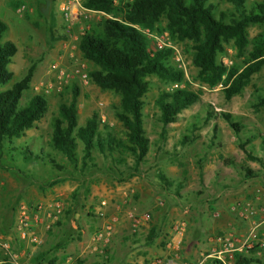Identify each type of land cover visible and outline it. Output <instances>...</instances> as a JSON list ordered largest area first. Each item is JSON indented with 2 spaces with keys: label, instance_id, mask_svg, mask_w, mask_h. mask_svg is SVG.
Masks as SVG:
<instances>
[{
  "label": "rangeland",
  "instance_id": "rangeland-1",
  "mask_svg": "<svg viewBox=\"0 0 264 264\" xmlns=\"http://www.w3.org/2000/svg\"><path fill=\"white\" fill-rule=\"evenodd\" d=\"M61 1L0 0V21L6 25L2 41H10L16 47V53L8 65L12 77L8 83L0 86V91L20 79L27 67L34 63L35 69L28 89L22 93L19 104L24 105L33 95H41L46 101L42 118L32 129L25 131L23 137L14 141V146L25 145L32 152L50 153L47 142L51 121L57 114L58 105L69 99L70 84L78 88V126H82L95 113L99 130L102 131L103 126H106L116 137L122 139L124 136V129L114 116L119 96L99 90L89 83L86 74L93 67L81 58L77 49L80 37L85 32L97 30L99 23L110 18V15L97 12L87 14L85 18L81 16L65 20L60 13ZM244 1L246 6L264 2ZM210 2L218 12L227 14L232 11L226 0ZM164 26L165 22L161 20L156 24L158 31L147 33L148 48L155 49L157 44L168 46L171 49L169 64L182 72L183 79L180 83H170L154 76L146 77L149 86L143 97L142 125L149 147L144 163L138 167V174L118 184L107 177L103 170V158L96 156L99 170H90L84 177L66 179L53 187H47L48 181L55 175L48 166L27 165L24 173H31L29 178L15 170H3L0 167V264L2 259L8 264H36L30 263V256L35 252L44 254L37 264H47L50 251L54 252L79 239L78 227L82 228V222L92 223L90 236L100 229L94 225L99 221V211L107 217L117 212L118 216L126 217L127 213H131L137 218L147 214L144 223L148 225L160 221V228L188 222L190 228L184 226L182 234V242L185 241L183 246L186 247L178 249L177 257L184 264H195L202 259L201 256L195 258L198 259L196 262L181 257L187 252V241L195 236L192 228L195 227L194 222L201 219L199 213L205 209V201L211 200L219 192L217 188L237 189L235 185L242 180L236 169L224 165V160H231L236 168H248L254 173L255 178L248 181L254 193L251 200L245 199L246 202L258 208L259 204L255 202L264 200V107H253L256 91L264 87V66L250 77L238 95L225 100L220 85L208 88L198 81L197 70L191 63L190 43L172 41ZM49 32L54 41L50 40ZM258 34H264V23L247 28V41L250 42ZM217 61L226 68L238 65L239 58L235 55L231 41L224 44L223 53L217 55ZM174 89L191 91L197 94L198 101L182 111L177 122L165 128L164 139L161 140V124L153 101L158 93ZM207 113H210V119L203 125ZM221 113L229 114L232 121L239 125L237 136L222 120ZM192 124L198 125L195 132L197 139L187 146L179 147L178 140L182 135L190 134ZM245 140H249L245 150L260 162L248 160L238 148L239 144H245ZM51 155L59 164L65 165L59 156L54 153ZM3 162L11 165L6 159ZM15 164L16 168H23L19 161ZM107 165L108 161L105 162ZM157 174L173 182V186L181 184L180 198L172 195L174 187L163 189ZM53 202L61 205V211L58 222L45 231L42 244L32 247L19 240L14 232L17 208L20 205L31 207ZM101 203L104 205L101 206ZM220 208L224 209V205ZM260 208L264 210L263 206ZM263 230L256 229V236L259 237ZM36 232L40 236L39 231ZM1 244L8 246L7 253L1 249ZM240 254L252 261L249 264H264V253L257 255L256 251H252ZM206 260L212 259H205L201 264H206ZM230 264H236L234 258Z\"/></svg>",
  "mask_w": 264,
  "mask_h": 264
},
{
  "label": "trees",
  "instance_id": "trees-1",
  "mask_svg": "<svg viewBox=\"0 0 264 264\" xmlns=\"http://www.w3.org/2000/svg\"><path fill=\"white\" fill-rule=\"evenodd\" d=\"M226 1L232 7L227 14L218 12L210 0H82L83 8L110 15L99 23L97 30L85 32L80 37L77 49L81 58L93 67L86 74L89 83L119 96L114 116L123 127L124 136L122 139L116 137L106 126L99 130L95 113L78 126V88L70 84L69 99L58 105L57 114L51 121L47 142L50 153L32 152L25 145L14 146V141L32 129L46 111V101L41 95H33L24 105L19 104L35 69V64L31 63L20 79L0 91L1 169L15 170L29 178L31 173H24L27 165L48 166L55 175L47 187H53L66 179L84 177L90 170H99L96 156H100L104 160L103 170L107 177L116 183L137 175L149 147L142 125L143 97L149 86L146 77L154 76L170 83H180L183 79L182 72L169 64L170 48H148L147 33L158 31L156 24L161 20L165 22L164 30L172 41L190 43L191 63L197 70L198 81L208 88L220 85L225 100L238 95L250 77L264 66V34H258L250 42L246 39L249 26L264 23V2L246 6L244 0ZM5 31L6 25L0 21V86L12 77L8 65L16 53L12 42L2 41ZM49 36L51 41L55 40L50 32ZM228 41H231L239 62L226 68L217 61V55L223 53L224 44ZM197 101V94L185 89L158 93L153 104L161 124V140L164 139L165 128L177 122L181 112ZM253 107H264V87L256 91ZM220 116L237 136L239 125L229 114L221 113ZM209 119L210 113H207L203 125ZM197 130L198 125L192 124L190 134L182 135L178 146L184 147L196 140ZM248 142L245 140V144H239L238 148L248 160L260 162L245 150ZM52 153L59 156L65 165L59 164ZM4 159L11 165L5 164ZM16 161L23 166L21 170L16 168ZM106 161L109 163L107 166ZM223 163L236 169L244 180L255 178L250 169L236 168L231 160ZM157 179L163 189L174 187L172 195L180 198V183L173 186V182L162 174H157ZM153 233L154 230L150 229L145 242L150 241ZM252 251L256 250L249 252ZM43 257V253H37L30 263L37 264ZM233 258L236 264L252 262L241 254H234ZM205 263L219 264L213 259ZM2 264L8 262L2 259ZM47 264L53 262L48 261Z\"/></svg>",
  "mask_w": 264,
  "mask_h": 264
},
{
  "label": "crops",
  "instance_id": "crops-1",
  "mask_svg": "<svg viewBox=\"0 0 264 264\" xmlns=\"http://www.w3.org/2000/svg\"><path fill=\"white\" fill-rule=\"evenodd\" d=\"M249 180L242 178L241 182L235 185L237 189L217 188L219 192L211 200L205 201L207 205L205 204V209L199 213L201 219L194 222L195 227L192 228L195 231V236L187 241V252L181 258L196 262L198 259L195 258L201 256L202 259L195 263L201 264L205 260L204 256L218 249L214 242L216 235L243 236L247 234L250 229L249 222L238 219L231 208L236 204L246 202L245 199H252L254 190L250 188ZM255 203L259 204L258 208L260 206L264 207V200L262 199ZM221 205H224V209L220 208ZM118 213L114 214L116 223L113 225V231L106 249L104 248L101 252L95 249L94 244L91 242L93 234L90 236L89 233L92 223L82 222V228L78 227L79 239L54 252L50 251L49 260L53 264H152L156 258L164 260L172 258L174 255L179 257L178 249L186 247L183 246L185 241L182 242V234L184 233V226L187 229L190 228L188 222L187 224L182 222L176 223L174 226L169 227L167 225L160 228V221L147 225L141 220L138 228L132 231L127 215L126 217L125 215L118 216ZM213 214L216 217H213ZM144 216H147V214ZM98 220V223H94V225L100 228L104 222L102 219L98 218ZM72 228L75 227L72 226ZM258 228L263 230L264 223ZM150 229L154 230V235L149 242H145ZM38 231L43 242L45 231L43 232L41 229ZM37 253L31 254L30 257L35 256ZM256 254L258 255V253Z\"/></svg>",
  "mask_w": 264,
  "mask_h": 264
},
{
  "label": "built area",
  "instance_id": "built-area-1",
  "mask_svg": "<svg viewBox=\"0 0 264 264\" xmlns=\"http://www.w3.org/2000/svg\"><path fill=\"white\" fill-rule=\"evenodd\" d=\"M82 0H62L60 6V13L65 20L72 18L86 17L87 14L97 13L95 11L87 10L81 5ZM168 47L157 44V48ZM83 78V76H82ZM104 204L101 203V206ZM236 217L240 220L248 221L250 229L247 234L243 236H234L231 234H221L214 237L218 249L204 256L205 259H213L219 264H230L234 254L247 253L251 250H256V253H264V230L261 231L257 237L256 229L264 223V210L252 206L249 202L236 204L231 208ZM61 211V205L57 202L51 204H35L31 207L20 205L17 208L14 219V232L19 240L30 246H38L42 240L38 233L39 229L47 231L53 224L58 221V215ZM99 219L103 220L100 229L93 234L91 242L95 249L100 252L107 246L112 231L113 225L116 223V217L105 216L101 211L97 212ZM216 217L215 214L212 215ZM129 219L130 229L135 231L139 223L147 220V216L141 219L127 213ZM1 249L4 253L8 252V246L1 244ZM152 264H184L178 260L177 256L172 258L160 259L156 258Z\"/></svg>",
  "mask_w": 264,
  "mask_h": 264
}]
</instances>
